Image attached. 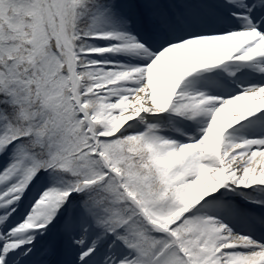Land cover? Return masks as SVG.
Masks as SVG:
<instances>
[{"label": "snow or ice", "instance_id": "6c2138e0", "mask_svg": "<svg viewBox=\"0 0 264 264\" xmlns=\"http://www.w3.org/2000/svg\"><path fill=\"white\" fill-rule=\"evenodd\" d=\"M0 264H264V0H0Z\"/></svg>", "mask_w": 264, "mask_h": 264}]
</instances>
